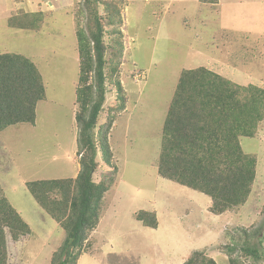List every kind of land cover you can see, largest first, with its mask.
Here are the masks:
<instances>
[{
	"label": "rangeland",
	"instance_id": "obj_1",
	"mask_svg": "<svg viewBox=\"0 0 264 264\" xmlns=\"http://www.w3.org/2000/svg\"><path fill=\"white\" fill-rule=\"evenodd\" d=\"M4 1L0 53L33 59L47 93L35 124L0 130V196L5 193L31 227L19 241L6 228L7 264H50L66 234L26 183L76 177L80 169L76 31L84 23L83 0ZM23 12H42L39 27L10 26V18ZM122 15L119 78L128 104L116 114L109 136L119 170L101 169L100 178L113 176L114 182L78 264H180L195 250L230 264L226 245L240 255L246 241L264 251V118L253 137H241L244 151L257 157L252 192L241 207L216 215L209 210L210 196L157 170L164 122L184 69L205 66L235 84L264 88V0H126ZM113 91L106 107L114 101ZM141 209L156 212L158 227L137 220Z\"/></svg>",
	"mask_w": 264,
	"mask_h": 264
},
{
	"label": "trees",
	"instance_id": "obj_2",
	"mask_svg": "<svg viewBox=\"0 0 264 264\" xmlns=\"http://www.w3.org/2000/svg\"><path fill=\"white\" fill-rule=\"evenodd\" d=\"M125 5L126 0L82 2L84 23L76 31L77 176L26 183L34 199L66 234L50 264H78L100 223L103 198L114 182L113 176L100 178L104 174L101 169L110 168L114 173L119 170L113 160L109 134L116 114L128 104L119 78ZM42 14H15L9 24L38 28ZM112 91L116 96L106 107L107 95ZM46 94L43 76L33 59L21 53H0V130L20 123L35 124L37 106L47 98ZM105 113V121L99 123ZM263 118V87L235 84L205 66L184 69L163 126L159 175L210 196L209 210L216 215L243 206L255 182L257 157L244 151L241 137H253ZM99 154L101 161L97 159ZM135 216L145 226L158 227L154 211L141 209ZM6 228L15 241L31 233L29 223L4 193L0 196V264L8 261ZM226 248L230 264L264 262V251L247 241L240 255L235 247ZM182 264L218 262L205 250H195Z\"/></svg>",
	"mask_w": 264,
	"mask_h": 264
},
{
	"label": "crops",
	"instance_id": "obj_3",
	"mask_svg": "<svg viewBox=\"0 0 264 264\" xmlns=\"http://www.w3.org/2000/svg\"><path fill=\"white\" fill-rule=\"evenodd\" d=\"M7 1L9 2V0H5L4 2H5V4L7 3ZM7 5V4H6ZM114 125H115V122H114ZM114 125H113V127H114ZM184 260H185V258L182 260L183 262H184ZM183 262H181L180 264H182ZM163 264H176L175 262H173V263H169V262H167V263H163Z\"/></svg>",
	"mask_w": 264,
	"mask_h": 264
},
{
	"label": "clouds",
	"instance_id": "obj_4",
	"mask_svg": "<svg viewBox=\"0 0 264 264\" xmlns=\"http://www.w3.org/2000/svg\"><path fill=\"white\" fill-rule=\"evenodd\" d=\"M76 121V120H75ZM113 128V127H112ZM111 134V133H110ZM110 134H109V136H110ZM159 221V220H158ZM159 225V224H158ZM227 256H228V254H227ZM185 261V260H184Z\"/></svg>",
	"mask_w": 264,
	"mask_h": 264
}]
</instances>
